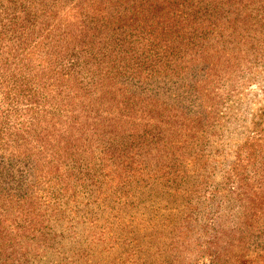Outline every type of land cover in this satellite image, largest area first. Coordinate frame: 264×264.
I'll use <instances>...</instances> for the list:
<instances>
[{"label":"trees","instance_id":"obj_1","mask_svg":"<svg viewBox=\"0 0 264 264\" xmlns=\"http://www.w3.org/2000/svg\"><path fill=\"white\" fill-rule=\"evenodd\" d=\"M260 40L264 0H0V264L72 225L125 264H264L262 116L224 144Z\"/></svg>","mask_w":264,"mask_h":264},{"label":"rangeland","instance_id":"obj_2","mask_svg":"<svg viewBox=\"0 0 264 264\" xmlns=\"http://www.w3.org/2000/svg\"><path fill=\"white\" fill-rule=\"evenodd\" d=\"M259 45L264 48V40H260ZM243 81L245 84H237L232 94L227 96L226 106L234 116L226 124L230 132L228 139L222 137V140L227 139L224 144L228 148L229 141L242 139L241 133H247L245 127L250 126L254 116L261 115L264 120V66H258L257 73L245 77ZM228 148L226 154L229 153ZM89 227L84 226L80 232L79 226L72 225L67 230L71 234L64 232L65 237L57 240L62 247L52 257L56 261L53 264H125L130 254L122 252L119 246L124 244L126 234L117 238L114 229L109 232L103 228L98 231Z\"/></svg>","mask_w":264,"mask_h":264}]
</instances>
